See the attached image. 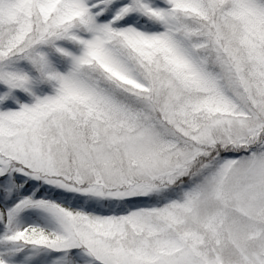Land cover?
<instances>
[{
    "label": "snow or ice",
    "instance_id": "obj_1",
    "mask_svg": "<svg viewBox=\"0 0 264 264\" xmlns=\"http://www.w3.org/2000/svg\"><path fill=\"white\" fill-rule=\"evenodd\" d=\"M0 264H264V0H0Z\"/></svg>",
    "mask_w": 264,
    "mask_h": 264
}]
</instances>
